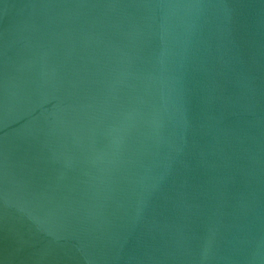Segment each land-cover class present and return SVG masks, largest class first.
Returning <instances> with one entry per match:
<instances>
[{
  "label": "water",
  "instance_id": "95a60500",
  "mask_svg": "<svg viewBox=\"0 0 264 264\" xmlns=\"http://www.w3.org/2000/svg\"><path fill=\"white\" fill-rule=\"evenodd\" d=\"M0 264H264V0H0Z\"/></svg>",
  "mask_w": 264,
  "mask_h": 264
}]
</instances>
